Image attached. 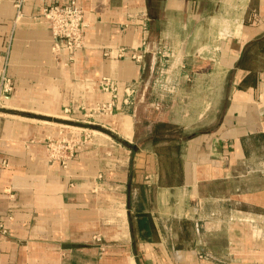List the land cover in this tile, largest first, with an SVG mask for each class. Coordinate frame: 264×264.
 <instances>
[{"label": "crops", "instance_id": "crops-1", "mask_svg": "<svg viewBox=\"0 0 264 264\" xmlns=\"http://www.w3.org/2000/svg\"><path fill=\"white\" fill-rule=\"evenodd\" d=\"M18 1L0 0V264H264V0H77L71 60L39 20L68 0ZM119 49L142 61L105 57ZM170 73L173 90L207 81L166 187L153 127L171 121L149 92ZM83 133L66 168L50 157L47 140Z\"/></svg>", "mask_w": 264, "mask_h": 264}, {"label": "built area", "instance_id": "built-area-1", "mask_svg": "<svg viewBox=\"0 0 264 264\" xmlns=\"http://www.w3.org/2000/svg\"><path fill=\"white\" fill-rule=\"evenodd\" d=\"M24 0H19L16 8L19 9ZM39 20L49 26L53 38V49L55 52L65 51L71 60L79 51L85 47V34L87 24L83 9L77 4V0H68L65 5H50L42 9ZM105 57L110 59H124L129 57L136 62L142 61V56L137 53H130L126 49L107 51ZM101 90L105 93L114 94L117 86L109 79L101 83ZM14 91L12 79L4 75L0 82V92L2 99L11 97ZM113 102L103 104L94 111H87L83 117V124L92 126L89 120L95 115L112 112ZM67 114L69 110L65 111ZM69 139L47 140L46 147L52 159L58 160L64 168L75 157L77 151L87 145L90 141L88 133L80 136L72 135Z\"/></svg>", "mask_w": 264, "mask_h": 264}, {"label": "rangeland", "instance_id": "rangeland-1", "mask_svg": "<svg viewBox=\"0 0 264 264\" xmlns=\"http://www.w3.org/2000/svg\"><path fill=\"white\" fill-rule=\"evenodd\" d=\"M199 64V63H197ZM196 64V65H197ZM169 66V65H168ZM166 66V67H168ZM207 81L203 77L197 79V86L194 90L189 91L186 86L185 89H176L173 90L174 83L178 82L179 79L176 73H170L168 75H164L156 78V87L150 93L152 98V103L154 104L151 108L150 114H154L156 118L160 119H168L171 122L167 123L171 125L173 128L170 129V132H177L178 136L181 137L182 140L187 136V130L184 129L185 125H188V120L183 121L181 119L182 114H186L191 110V119L196 118V116L200 113V104L205 99V91L201 88L202 84ZM159 83L163 84L162 88H159ZM191 93L193 95V100L191 106L179 103V100L186 93ZM186 104H188L186 102ZM162 124V123H161ZM165 130V129H164ZM177 136V137H178ZM180 145L179 141H160L158 144V149H160L159 158V172L162 177V182L166 183L168 180V175H171V169L175 168V170H179L182 168V164H180L177 160L176 155V147ZM157 149V148H156Z\"/></svg>", "mask_w": 264, "mask_h": 264}, {"label": "trees", "instance_id": "trees-1", "mask_svg": "<svg viewBox=\"0 0 264 264\" xmlns=\"http://www.w3.org/2000/svg\"><path fill=\"white\" fill-rule=\"evenodd\" d=\"M173 128L171 125L169 124H155L153 127V133H154V144L158 145L160 143V141H179V143L182 140L181 137V133L180 136H178L177 132H170V129ZM165 129V130H164ZM178 136V137H177ZM176 155H177V160L178 162L181 164V160L179 159L180 153H181V143L180 145H177L176 147ZM158 156H160V149L157 150L156 153ZM180 169V168H179ZM179 171L180 170H175V168L171 169V175H168V180L166 181V183H164V185H166V187H172L174 184H178L180 183V179H179ZM148 222L144 221V226H148Z\"/></svg>", "mask_w": 264, "mask_h": 264}]
</instances>
